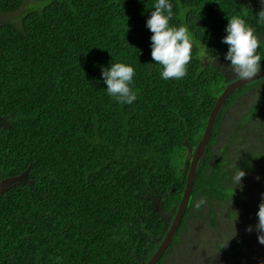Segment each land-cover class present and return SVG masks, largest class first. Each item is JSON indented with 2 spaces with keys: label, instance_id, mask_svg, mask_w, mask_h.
<instances>
[{
  "label": "trees",
  "instance_id": "trees-1",
  "mask_svg": "<svg viewBox=\"0 0 264 264\" xmlns=\"http://www.w3.org/2000/svg\"><path fill=\"white\" fill-rule=\"evenodd\" d=\"M171 2L170 23L189 27L194 48L187 75L165 81L146 27L155 0H0V181L21 177L0 193V264H147L157 251L216 101L239 78L212 62L230 64L227 18H244L264 40L259 6ZM115 62L135 68L131 105L106 93L102 67ZM227 117L238 122L231 133ZM261 193L264 77L222 106L157 264H264Z\"/></svg>",
  "mask_w": 264,
  "mask_h": 264
},
{
  "label": "clouds",
  "instance_id": "clouds-1",
  "mask_svg": "<svg viewBox=\"0 0 264 264\" xmlns=\"http://www.w3.org/2000/svg\"><path fill=\"white\" fill-rule=\"evenodd\" d=\"M261 3L264 4V0H261ZM173 7L171 0H155L146 21V27L152 33L151 57L161 66L159 75L165 81L184 78L189 62L193 59V34L186 24L170 23L176 14ZM256 18L259 24H264V8L256 12ZM227 19L226 35L221 39L222 43L228 45V50L224 54L225 59L230 62L227 67L232 68L241 79L257 76L262 71L261 61H264V53L259 51L264 45V40L260 39V34L244 18L232 16ZM206 49L207 46L201 42L199 54L205 59ZM216 61L217 56H214L213 64H216ZM101 75L109 97L125 105H131L136 101L137 94L132 89L135 76V68L132 65L123 62L110 63L109 66L102 67ZM245 175L241 168L238 173H233L235 187H242V178ZM256 215L258 221L255 230L259 242L264 244V193H261ZM247 230L252 231V226L249 225Z\"/></svg>",
  "mask_w": 264,
  "mask_h": 264
},
{
  "label": "water",
  "instance_id": "water-1",
  "mask_svg": "<svg viewBox=\"0 0 264 264\" xmlns=\"http://www.w3.org/2000/svg\"><path fill=\"white\" fill-rule=\"evenodd\" d=\"M262 77H264V67H262V71L255 77L246 78V79H241L239 77L238 79L232 81L225 88V90L222 92V94L216 101V104L210 114L203 137L200 140L197 147L195 148L194 154L191 158L190 167H189L188 176H187V184H186L185 192L182 197L181 203L179 205L178 211L173 219V222L171 223L170 229L168 230L166 236L164 237L157 251L154 253L153 257L150 259V261L147 264H157V262L163 257V255L165 254V252L167 251L168 247L171 245L172 241L174 240L177 234V231L183 220L184 214L186 212V209L188 207V204L191 198L194 181H195V177L197 174L198 163L206 150V147L208 145V142L210 140V137L214 129L215 121L218 117V114L222 106L224 105V103L227 101V99L230 97V95L235 90L241 88L242 86L246 84L259 80ZM2 192L4 191H1L0 193Z\"/></svg>",
  "mask_w": 264,
  "mask_h": 264
},
{
  "label": "rangeland",
  "instance_id": "rangeland-1",
  "mask_svg": "<svg viewBox=\"0 0 264 264\" xmlns=\"http://www.w3.org/2000/svg\"><path fill=\"white\" fill-rule=\"evenodd\" d=\"M239 1H241V2H245V3H247V4H249L250 6H259V7H261V8H264V4H262L261 3V0H239ZM204 59V61L206 62L207 60V58L205 59V58H203ZM221 65H223V66H221ZM229 65V63H227V62H225V61H220V62H217L216 64H215V66H217V67H221L222 69H224V70H230L231 71V73L232 74H234V76H236V73L234 72V70L232 69V68H230V67H227ZM239 110H237L236 108L234 109V110H232V111H230V113H229V116H238L239 115V112H238ZM238 125V122H236V124H235V122L232 120V117H227L226 119H225V122H224V125H223V131H224V133H226V132H229V133H231L232 131H233V129L236 127ZM228 133V134H229ZM244 171V170H243ZM1 187L2 186H0V189H1ZM1 191H4V189L3 190H0V192ZM169 221L170 220H168L167 221V224H169ZM216 230H213V232H215ZM214 234V236H216L215 235V233H213ZM217 238H218V235H217ZM218 240H221V239H218ZM254 242V241H253ZM259 244V243H258ZM259 246L261 247L259 250L260 251H263L264 250V248H262V247H264V244H259ZM212 247V251H213V253H214V255L216 256V257H218V250H217V248H216V245H212L211 246ZM196 258H198V256L196 257ZM193 259V258H192ZM196 260H194V262H195Z\"/></svg>",
  "mask_w": 264,
  "mask_h": 264
},
{
  "label": "flooded vegetation",
  "instance_id": "flooded-vegetation-1",
  "mask_svg": "<svg viewBox=\"0 0 264 264\" xmlns=\"http://www.w3.org/2000/svg\"><path fill=\"white\" fill-rule=\"evenodd\" d=\"M21 180V177H17V178H8V179H5V180H2L0 181V186L1 189L0 190H3L6 191L8 190L15 182H18Z\"/></svg>",
  "mask_w": 264,
  "mask_h": 264
}]
</instances>
